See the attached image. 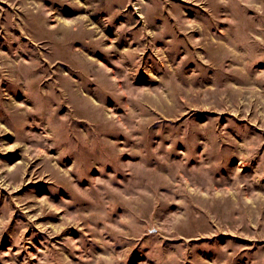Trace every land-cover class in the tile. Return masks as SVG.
I'll list each match as a JSON object with an SVG mask.
<instances>
[{
  "label": "rangeland",
  "instance_id": "374dc122",
  "mask_svg": "<svg viewBox=\"0 0 264 264\" xmlns=\"http://www.w3.org/2000/svg\"><path fill=\"white\" fill-rule=\"evenodd\" d=\"M0 264H264V0H0Z\"/></svg>",
  "mask_w": 264,
  "mask_h": 264
}]
</instances>
